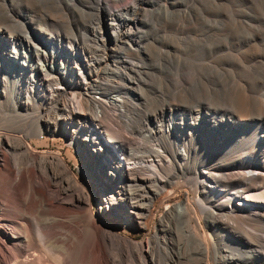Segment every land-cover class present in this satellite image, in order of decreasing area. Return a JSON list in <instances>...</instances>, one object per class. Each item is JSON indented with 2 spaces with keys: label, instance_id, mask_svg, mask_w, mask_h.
<instances>
[{
  "label": "rangeland",
  "instance_id": "374dc122",
  "mask_svg": "<svg viewBox=\"0 0 264 264\" xmlns=\"http://www.w3.org/2000/svg\"><path fill=\"white\" fill-rule=\"evenodd\" d=\"M34 1L0 0V26H4L0 29L14 30H9L13 36L7 35L4 39L6 45L30 53L48 45L69 51L73 44H78L77 55L85 60L79 68L86 72V92L91 97L120 95L115 90H107L106 81L119 83L123 79L124 84H119L127 87L124 99L130 105L127 109L132 119L128 138L134 145L136 141L143 142L141 147L147 153L143 151L144 157L134 162L145 163L146 174H151L149 165L161 162L159 159L164 168L163 149L167 146L180 145L189 153L184 169L179 168V160L172 162L171 183L156 196L143 226L123 229L98 219L100 225L137 244L151 238L157 230H164V216L171 206L195 200L194 180L190 178L194 173L209 167L218 171L233 168L234 157L240 154L251 163L244 172H264V0H100L102 7L108 6L117 12L114 24L130 17L131 23L117 34L101 18L97 10L99 0ZM13 18L14 23L10 20ZM19 23L24 26L21 28ZM128 27L132 29L130 33ZM29 60L38 71L40 64L48 62L42 56L30 55ZM65 67L72 73L77 69L70 59ZM43 74L37 73L36 89L20 95L14 105L9 100L5 102L7 95L0 89V127L6 125L11 129L12 125L14 130L15 126L29 125L34 116L41 118L44 128L41 139L48 143L44 149L60 151L71 170L87 185V180L79 176L84 158L71 144L70 134L58 128L49 133L44 126L47 118L52 119L61 110V102L56 100L57 93L52 88H67L68 80L64 78L69 77L49 71ZM78 76L76 73L74 78ZM67 93L65 100H80L76 91ZM36 97L41 98L39 113L30 117L28 114L36 107ZM114 110L111 108L110 114L114 116L108 128L125 130L121 115ZM218 132L227 135L225 142L216 136ZM158 148L163 152L161 156L156 153ZM157 171L164 176V169ZM217 189L219 194L228 196L234 192L229 184ZM88 200H95L91 191ZM171 227L173 244L184 245L179 232L175 234V226ZM230 238L228 234L220 241L225 246V254L232 251Z\"/></svg>",
  "mask_w": 264,
  "mask_h": 264
},
{
  "label": "bare ground",
  "instance_id": "6f19581e",
  "mask_svg": "<svg viewBox=\"0 0 264 264\" xmlns=\"http://www.w3.org/2000/svg\"><path fill=\"white\" fill-rule=\"evenodd\" d=\"M100 2L97 10L115 34L131 23L128 17L114 24L117 12L108 6L102 7ZM10 20L13 22L14 18ZM5 30L0 29V89L7 95L5 102L9 100L14 105L20 95L34 91L39 71L69 77L64 78L68 80L67 88H52L57 93L56 100L61 102V110L52 119L47 118L44 126L49 133L58 128L70 134L71 144L84 158L79 176L87 180V185L71 170L60 151L44 149L48 143L41 139L44 133L41 118L33 117L35 112L39 113L37 108L41 103V98L36 97V107L28 114L33 117L29 125H18L14 130L12 125L11 129L6 125L0 127V264H264V172H244L251 163L241 154L234 157L233 168L218 171L209 167L194 173L190 178L194 180L195 200L171 206L164 216V230H157L151 238L134 244L120 233L100 225L98 219L108 220L123 229L143 226L156 196L171 183L172 162L179 160V168L184 169L188 165V150L180 145L167 146L163 149L164 168L159 159L162 163L149 165L152 171L146 174V164L134 160L147 150L141 147L142 141H136V146L128 138L132 119L128 116L130 105L124 99L127 87L119 84L123 79L119 83L106 81L107 90H115L121 96H88L86 72L79 68L85 60L77 55L78 44H73L69 51L48 45L29 53L6 45V36L14 34L10 29ZM131 30L128 27V33ZM30 55L42 56L50 63L38 64V71L30 63ZM69 59L77 67L75 73L65 67ZM76 73L78 78H74ZM69 91H76L80 100H65L63 97ZM111 108L121 115L125 130L108 128L114 116L110 114ZM216 136L223 142L227 139L225 133L218 132ZM156 153L161 156L163 152L158 148ZM157 169H164V176ZM228 184L234 192L229 196L219 194L217 187ZM90 191L94 202L88 200ZM173 225L177 229L175 234L179 232L178 236L185 242L182 246L173 244ZM228 234L232 251L225 254V246L220 241Z\"/></svg>",
  "mask_w": 264,
  "mask_h": 264
}]
</instances>
